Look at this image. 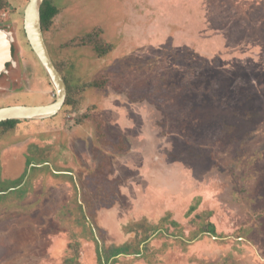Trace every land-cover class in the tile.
<instances>
[{
	"label": "rangeland",
	"instance_id": "1",
	"mask_svg": "<svg viewBox=\"0 0 264 264\" xmlns=\"http://www.w3.org/2000/svg\"><path fill=\"white\" fill-rule=\"evenodd\" d=\"M4 1L0 108L49 105L28 0ZM51 3L70 104L0 128V264H264V0Z\"/></svg>",
	"mask_w": 264,
	"mask_h": 264
},
{
	"label": "water",
	"instance_id": "2",
	"mask_svg": "<svg viewBox=\"0 0 264 264\" xmlns=\"http://www.w3.org/2000/svg\"><path fill=\"white\" fill-rule=\"evenodd\" d=\"M42 3L43 0H28L23 11V31L30 49L56 93V99L53 103L45 106L18 105L0 108V123L9 120H46L55 116L65 103L66 83L50 57L41 29L40 9ZM12 42V35L5 30H0V75L6 73L7 64L13 63Z\"/></svg>",
	"mask_w": 264,
	"mask_h": 264
},
{
	"label": "trees",
	"instance_id": "3",
	"mask_svg": "<svg viewBox=\"0 0 264 264\" xmlns=\"http://www.w3.org/2000/svg\"><path fill=\"white\" fill-rule=\"evenodd\" d=\"M1 3L3 5V7H5L6 3L4 0H1ZM58 13V10L57 8L52 5L51 3V0H43V3L41 5V9H40V18H41V29H42V33H43V36H44V33L49 29V26L51 25L52 23V20L54 19V17L57 15ZM7 32V31H6ZM9 33V32H8ZM45 39V38H44ZM46 42V41H45ZM92 43V46H93V50L95 51L96 54H98L99 56H105L107 53H109L111 50H112V47L110 45H106V44H102L99 39H98V33H92V34H87L86 35V38L83 39V43ZM13 44V42H12ZM11 54L13 55V45L11 47ZM54 63V62H53ZM55 65V63H54ZM56 66V65H55ZM57 68V67H56ZM58 69V68H57ZM58 71H60L58 69ZM64 79V78H63ZM65 81V80H64ZM66 83V82H65ZM88 87L90 88H98L100 86L99 82L97 81H92L90 82L88 85ZM67 87V86H66ZM68 95V93H67ZM69 96V95H68ZM65 104L66 105H69V100H65ZM20 121H17V120H9V121H5V122H1L0 123V128H3L4 130L2 132H6L10 129H13L14 126L19 123ZM105 147V145H104ZM124 148V147H122ZM30 164V163H29ZM38 168V167H37ZM69 177V181H71V183L77 187L76 185V182L74 181L73 177L72 176H68ZM76 180H78L76 178ZM77 190V188H76ZM105 199V198H104ZM113 204L109 205L108 207H105V205H103L102 203L97 205L98 208H102V209H109L110 207H112ZM78 207L80 208L81 210V206L78 205ZM85 215L83 214V217L87 218L86 217V214L87 216L89 217V213H88V210H89V207H88V203L86 204L85 203ZM194 208H190V212L193 211ZM84 218V220H86ZM90 218V217H89ZM174 225H177L176 223H173ZM90 230H92L90 228ZM214 226L211 224V223H206V225L202 226L200 228V234H203V233H211V234H214ZM148 236H143V238L140 240V243H146L147 241V238ZM145 249V246L142 248V249H139V248H136L133 252L131 251L129 254L131 255H136L139 257V255L143 252L144 253V250ZM126 255H129L127 253V251H123ZM99 259H101L100 255H99ZM101 264H106V262H102Z\"/></svg>",
	"mask_w": 264,
	"mask_h": 264
},
{
	"label": "crops",
	"instance_id": "4",
	"mask_svg": "<svg viewBox=\"0 0 264 264\" xmlns=\"http://www.w3.org/2000/svg\"><path fill=\"white\" fill-rule=\"evenodd\" d=\"M130 149H131V146H130ZM131 153L133 154L134 152L132 151ZM56 173H60L61 174L60 176L63 177V178H66L67 181L69 180V177L68 176H71V173H69V171L68 172H63V171L60 172L59 171V172H56ZM73 179L75 181L76 180V177L73 176ZM67 181H66V183H67ZM81 198H82V195L79 194V199H81ZM83 205L85 206V204H83ZM107 210H109L111 213L113 212L111 207L109 209H107Z\"/></svg>",
	"mask_w": 264,
	"mask_h": 264
},
{
	"label": "bare ground",
	"instance_id": "5",
	"mask_svg": "<svg viewBox=\"0 0 264 264\" xmlns=\"http://www.w3.org/2000/svg\"><path fill=\"white\" fill-rule=\"evenodd\" d=\"M1 48V47H0ZM3 50V49H2Z\"/></svg>",
	"mask_w": 264,
	"mask_h": 264
}]
</instances>
